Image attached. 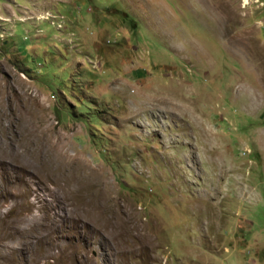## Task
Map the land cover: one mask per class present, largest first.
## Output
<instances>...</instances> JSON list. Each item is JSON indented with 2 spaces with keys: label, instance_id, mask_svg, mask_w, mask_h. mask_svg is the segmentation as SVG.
<instances>
[{
  "label": "rangeland",
  "instance_id": "obj_1",
  "mask_svg": "<svg viewBox=\"0 0 264 264\" xmlns=\"http://www.w3.org/2000/svg\"><path fill=\"white\" fill-rule=\"evenodd\" d=\"M0 264H264V0H0Z\"/></svg>",
  "mask_w": 264,
  "mask_h": 264
},
{
  "label": "bare ground",
  "instance_id": "obj_2",
  "mask_svg": "<svg viewBox=\"0 0 264 264\" xmlns=\"http://www.w3.org/2000/svg\"><path fill=\"white\" fill-rule=\"evenodd\" d=\"M20 132H21V131H20ZM21 133H22V132H21ZM25 134H26V133H25ZM20 138H21V137H20ZM20 140H21V139H20ZM26 140H27V139H26ZM24 142H25V141H24ZM25 143H26V142H25ZM16 147H17V146H16ZM22 147H23V146H22ZM24 147H25V146H24ZM26 148H27V147H26ZM20 151H21V150H20ZM20 154H21V153H20ZM7 155H8V154H7ZM5 156H6V155H5ZM12 156H13V155H12ZM12 156H11V157H12ZM17 156H18V155H17ZM19 156H20V155H19ZM2 158H3V157H2ZM2 158H1V159H2ZM4 158H5V157H4ZM8 158H9V155H8ZM6 159H7V158H6ZM10 159H11V158H10ZM17 159H18V157H17ZM13 162H15V161H13ZM19 164H20V163H19ZM7 165H8V164H7ZM17 165H18V164H17ZM11 166H12V165H11ZM6 168H7V167H6ZM9 169H10V168H9Z\"/></svg>",
  "mask_w": 264,
  "mask_h": 264
}]
</instances>
